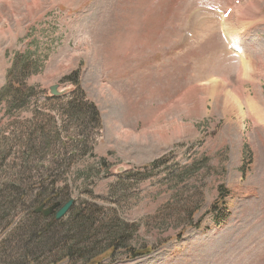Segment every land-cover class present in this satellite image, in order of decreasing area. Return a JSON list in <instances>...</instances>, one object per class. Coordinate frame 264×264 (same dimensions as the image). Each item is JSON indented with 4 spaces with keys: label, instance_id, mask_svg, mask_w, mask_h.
<instances>
[{
    "label": "rangeland",
    "instance_id": "374dc122",
    "mask_svg": "<svg viewBox=\"0 0 264 264\" xmlns=\"http://www.w3.org/2000/svg\"><path fill=\"white\" fill-rule=\"evenodd\" d=\"M102 252L264 264V0H0V264Z\"/></svg>",
    "mask_w": 264,
    "mask_h": 264
},
{
    "label": "trees",
    "instance_id": "16d2710c",
    "mask_svg": "<svg viewBox=\"0 0 264 264\" xmlns=\"http://www.w3.org/2000/svg\"><path fill=\"white\" fill-rule=\"evenodd\" d=\"M73 104L75 106V103H73ZM21 105H22V103H21ZM13 109H16V108H14V107L9 108V112L11 113V111ZM73 115L76 116V117H80V118L82 117L84 119V123L85 124L89 123L90 121L91 122H96L98 124V113H96V111L94 110L93 106L89 105L88 103H84L75 112H73ZM52 201L55 202L56 199L50 198V200H47V201L44 200V201H40V202L41 203H49V202H52ZM36 216H38V215H34L32 217L40 218V217H36ZM54 222H58V221L54 220ZM44 231H47V230H44ZM43 233L44 232L39 233L37 235V237H42L40 235H43ZM122 246H124L123 240L121 239V237H119L117 235H113L112 237H110V241H108V244H107V248H108L109 251L110 250H112V251L118 250ZM146 250H147V248L139 249V250L126 249V251L130 254V256H132V258H138L140 256H145L148 253V252H146ZM103 257H104V252H102L101 255H98L96 258H93L92 259L93 261L91 260L88 264H99L100 260ZM25 259L28 260L29 257H26ZM31 263H33V261L29 260L28 264H31ZM17 264H21V262L19 261Z\"/></svg>",
    "mask_w": 264,
    "mask_h": 264
},
{
    "label": "water",
    "instance_id": "95a60500",
    "mask_svg": "<svg viewBox=\"0 0 264 264\" xmlns=\"http://www.w3.org/2000/svg\"><path fill=\"white\" fill-rule=\"evenodd\" d=\"M49 94H50L49 96L51 97H59L63 95L64 92H60L58 86L53 85L49 88ZM73 205H74V200L69 199L66 203L63 204V206L60 207L58 211H56V213L54 214V219L56 221H59L60 219L65 217L67 213L71 210ZM57 206H59V203H55L53 206L44 209V205H41L38 209L34 211V214H38L41 211L44 217L50 216Z\"/></svg>",
    "mask_w": 264,
    "mask_h": 264
},
{
    "label": "bare ground",
    "instance_id": "6f19581e",
    "mask_svg": "<svg viewBox=\"0 0 264 264\" xmlns=\"http://www.w3.org/2000/svg\"><path fill=\"white\" fill-rule=\"evenodd\" d=\"M254 11V10H253ZM241 12V11H240ZM238 13V12H237ZM251 13V12H250ZM246 14V13H245ZM243 16H244V14H242ZM245 18V17H244ZM251 18V17H250ZM253 18V17H252ZM238 19V18H237ZM257 19V18H256ZM236 38H237V36H236ZM231 42H232V40H231ZM234 49V48H233ZM235 50V49H234ZM242 78V77H241ZM254 80V79H253ZM212 84V83H211ZM213 85V84H212ZM119 98V97H118ZM234 98V97H233ZM120 99V98H119ZM231 102V101H230ZM236 103V102H235ZM243 117V116H242Z\"/></svg>",
    "mask_w": 264,
    "mask_h": 264
},
{
    "label": "flooded vegetation",
    "instance_id": "af4514ba",
    "mask_svg": "<svg viewBox=\"0 0 264 264\" xmlns=\"http://www.w3.org/2000/svg\"><path fill=\"white\" fill-rule=\"evenodd\" d=\"M58 208H59V207H58ZM58 208H57V209H58ZM57 209H56V210H57ZM56 210H55V211H56ZM55 211H54V212H55Z\"/></svg>",
    "mask_w": 264,
    "mask_h": 264
}]
</instances>
